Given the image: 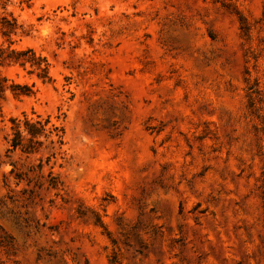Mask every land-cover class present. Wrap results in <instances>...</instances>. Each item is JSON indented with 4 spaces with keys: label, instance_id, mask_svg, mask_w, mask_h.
Instances as JSON below:
<instances>
[{
    "label": "rangeland",
    "instance_id": "obj_1",
    "mask_svg": "<svg viewBox=\"0 0 264 264\" xmlns=\"http://www.w3.org/2000/svg\"><path fill=\"white\" fill-rule=\"evenodd\" d=\"M0 48L51 76L0 62V264H264V0H0Z\"/></svg>",
    "mask_w": 264,
    "mask_h": 264
},
{
    "label": "trees",
    "instance_id": "obj_2",
    "mask_svg": "<svg viewBox=\"0 0 264 264\" xmlns=\"http://www.w3.org/2000/svg\"><path fill=\"white\" fill-rule=\"evenodd\" d=\"M0 62H12L17 63L23 67L29 65L31 70L43 81L51 80L50 76V63L45 57L37 56L32 48H26L24 50L8 49L4 50L0 48ZM16 94H31L32 88L27 84H12L9 86ZM5 88L0 83V91ZM60 117L57 116V120ZM11 133L8 138L7 152H14L20 150L26 154H35L41 150V147L45 144V148L49 150V155L46 157V164H49L51 159H55L57 155L64 153L65 142V130L62 123H56L53 121L51 115H40L36 117L30 116L23 112L21 116H15L10 118ZM39 168L43 167V161L40 160L38 164ZM51 175V171L49 172ZM57 181L52 176L50 178V184L57 186Z\"/></svg>",
    "mask_w": 264,
    "mask_h": 264
}]
</instances>
